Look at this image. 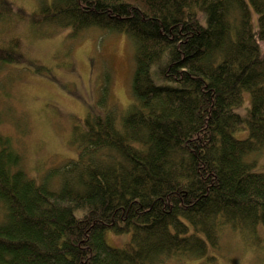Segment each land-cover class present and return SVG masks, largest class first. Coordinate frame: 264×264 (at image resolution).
Returning <instances> with one entry per match:
<instances>
[{
    "label": "trees",
    "instance_id": "trees-1",
    "mask_svg": "<svg viewBox=\"0 0 264 264\" xmlns=\"http://www.w3.org/2000/svg\"><path fill=\"white\" fill-rule=\"evenodd\" d=\"M29 18L126 33L132 100L105 83L71 124L77 157L38 179L0 128V264L215 263L227 231L261 239L264 172L247 155L264 147V0H40ZM5 42L2 64L24 58ZM109 229L132 235L112 246Z\"/></svg>",
    "mask_w": 264,
    "mask_h": 264
},
{
    "label": "rangeland",
    "instance_id": "rangeland-1",
    "mask_svg": "<svg viewBox=\"0 0 264 264\" xmlns=\"http://www.w3.org/2000/svg\"><path fill=\"white\" fill-rule=\"evenodd\" d=\"M11 1L17 6L9 8L8 1L0 0L4 17L15 20L18 7L26 9L25 15L0 31V43L17 36L16 50L24 58L0 61V128L17 140L25 156L24 168L38 179L48 169L77 157L78 149L70 143L71 124L97 107L105 83L110 82L111 101L121 108L130 103L135 49L126 33L98 26L77 33L58 25L36 27L29 15L40 0ZM253 15L256 25L254 11ZM249 95L245 93L243 107L249 106ZM247 134L237 132L240 137ZM247 160L255 161V171L264 172V147L249 153ZM131 235V231L109 229L105 238L112 246H123ZM260 237L254 244L244 233L227 231L217 262L173 259L164 264H264V228Z\"/></svg>",
    "mask_w": 264,
    "mask_h": 264
}]
</instances>
